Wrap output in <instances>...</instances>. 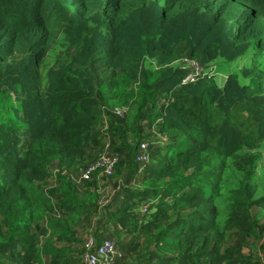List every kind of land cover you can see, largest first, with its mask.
<instances>
[{"label": "trees", "instance_id": "16d2710c", "mask_svg": "<svg viewBox=\"0 0 264 264\" xmlns=\"http://www.w3.org/2000/svg\"><path fill=\"white\" fill-rule=\"evenodd\" d=\"M90 235L105 264H264V0H0V264H85Z\"/></svg>", "mask_w": 264, "mask_h": 264}, {"label": "built area", "instance_id": "2783aa9c", "mask_svg": "<svg viewBox=\"0 0 264 264\" xmlns=\"http://www.w3.org/2000/svg\"><path fill=\"white\" fill-rule=\"evenodd\" d=\"M190 65L196 69L199 68V64L195 60L188 59ZM191 77L194 78V74L191 73ZM111 141L108 140L105 145L106 148L110 145ZM118 157V156H117ZM137 160L141 163L140 170L142 166L147 164L151 157L149 153V143L148 141H142L140 145V151L137 153L136 156ZM115 164L109 165L108 163L101 166L100 165V157L92 160L87 164L86 168L81 170V174L79 179H89L93 177V173L100 169V174L106 171L108 173H112ZM99 166L98 168H95ZM95 168V169H94ZM143 210H146V205H144ZM85 250L82 254V258L85 264H105L114 262L117 256L121 255V252L117 249L115 240L112 237H105L104 240L97 244L96 238L93 235H90L84 243Z\"/></svg>", "mask_w": 264, "mask_h": 264}, {"label": "rangeland", "instance_id": "374dc122", "mask_svg": "<svg viewBox=\"0 0 264 264\" xmlns=\"http://www.w3.org/2000/svg\"><path fill=\"white\" fill-rule=\"evenodd\" d=\"M60 55H65V51L62 48V45H58L57 48H54L53 50L50 51V53L47 57L48 60H47L46 64L50 65L54 61V59ZM185 57H188V56L186 55V56H184V58ZM242 61H244V58L226 60L223 57H218L211 62L210 66H212L211 69L213 71H217V77L221 83L224 81V79L226 78L228 73L230 71L234 70L237 67V65L240 64ZM180 62H181V64L184 63L183 59ZM117 112H120V110L118 108H117ZM97 152H98V158L100 157V165L101 166H103L107 163L109 165H111V164L116 165V163L119 161V155L116 153V151H114L111 144L108 146V148H106V145H103L101 147V149L98 150ZM84 165L85 164L82 165V169L87 167ZM52 166L54 167V169H56L57 168L56 162L53 163ZM98 167L99 166H96L95 168H98ZM106 172L108 173L109 171H106ZM105 184H106L105 188L100 187V191L102 192L101 201L102 200L108 201L111 198L112 194L115 192L114 191L115 183H113V185H112V182L110 181L109 183L105 182ZM115 193H117V191Z\"/></svg>", "mask_w": 264, "mask_h": 264}, {"label": "clouds", "instance_id": "9594fccd", "mask_svg": "<svg viewBox=\"0 0 264 264\" xmlns=\"http://www.w3.org/2000/svg\"><path fill=\"white\" fill-rule=\"evenodd\" d=\"M188 59H190V60H195V61L198 62V60H197L196 58H193V57H190V56L183 58L184 63H182L181 66H182L183 68H187V69H189V71L186 73V75H185V76L183 77V79H182V82H183V83H184V82H187V81H195V80L198 79V70L190 65V63L188 62ZM198 64H199V63H198ZM215 72H216V71H214V73H215ZM191 73L194 74V78L191 77ZM215 76H216L217 80L219 81V79H218V77H217V74H215ZM224 80H225V79H224ZM219 82H220V81H219ZM222 83H223V82H221V84H222Z\"/></svg>", "mask_w": 264, "mask_h": 264}]
</instances>
